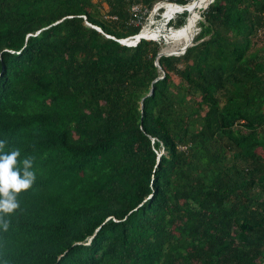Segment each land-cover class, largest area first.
I'll use <instances>...</instances> for the list:
<instances>
[{
    "label": "trees",
    "instance_id": "obj_1",
    "mask_svg": "<svg viewBox=\"0 0 264 264\" xmlns=\"http://www.w3.org/2000/svg\"><path fill=\"white\" fill-rule=\"evenodd\" d=\"M156 1L0 0L2 152L36 176L0 264H264V0H213L160 67L116 40Z\"/></svg>",
    "mask_w": 264,
    "mask_h": 264
},
{
    "label": "clouds",
    "instance_id": "obj_2",
    "mask_svg": "<svg viewBox=\"0 0 264 264\" xmlns=\"http://www.w3.org/2000/svg\"><path fill=\"white\" fill-rule=\"evenodd\" d=\"M161 11H163V8L160 10V12ZM184 11H187V10H184ZM174 18H171L169 20V23L166 27L161 26L162 28H161L160 36L158 40H155V38H151V37H142V39L153 40L156 42H162V41L164 42L165 40L164 36H168V34L170 35L169 28H173L174 30L178 29L170 25V22ZM91 26L101 31L99 27L94 26V25H91ZM195 27H196V24H195ZM141 29L142 28L140 27V31ZM140 31L137 34L131 35L126 38H121V39H116L114 36H111L108 34H106V36L116 39L118 42L125 44V45H135L141 38L136 43H134L132 40L128 41L126 39L130 37L131 38L136 37L140 33ZM123 41L126 43H124ZM4 147H5V142L0 141V213L7 214V213H12L15 209L19 207L16 194L20 193L22 190H27L29 187H31V185L36 179V176L34 172L30 170L32 168L31 158H25L22 161V165H23L22 169L19 167H15V170H14V166L17 165V157L20 155V152L19 150H14V151H11L10 153H3L2 150L4 149ZM3 227L7 229L8 227L7 221H3Z\"/></svg>",
    "mask_w": 264,
    "mask_h": 264
},
{
    "label": "built area",
    "instance_id": "obj_3",
    "mask_svg": "<svg viewBox=\"0 0 264 264\" xmlns=\"http://www.w3.org/2000/svg\"><path fill=\"white\" fill-rule=\"evenodd\" d=\"M193 1V0H191ZM190 1V2H191ZM170 4H178L174 0H159L151 5L150 8L146 7L141 3H133L129 7L130 18L128 19L129 25L140 26L143 29H148L151 32L156 33L155 40L159 39L161 26L166 27L171 18H174L177 13H173L170 16L165 15L166 5ZM181 5V4H179ZM183 8H185L184 5ZM163 8V11L160 10ZM112 18H116L112 16ZM174 30L173 28H169V32ZM152 38V37H151ZM124 42V41H123ZM126 43V42H124Z\"/></svg>",
    "mask_w": 264,
    "mask_h": 264
},
{
    "label": "bare ground",
    "instance_id": "obj_4",
    "mask_svg": "<svg viewBox=\"0 0 264 264\" xmlns=\"http://www.w3.org/2000/svg\"><path fill=\"white\" fill-rule=\"evenodd\" d=\"M208 1L209 0H193V1L189 2L185 6V8H183V6H181L179 4H176V5L175 4L169 5L168 4L165 6L166 7L165 15L167 17L172 15L173 13H180L184 10H187L189 12L187 15V20H186L185 24L178 29L172 30L170 32L171 35H169L167 37V39H170L173 43L170 50L174 51L178 48L179 45L184 46L186 44H189L188 43L189 42V32L192 29V27L194 26V24L196 23V19L199 16L198 15V9L205 7V5L207 4ZM139 34L142 35V37L154 38L156 36L155 32H151L148 29L141 30ZM133 39L134 38L130 37V38H128V41L133 40ZM7 82H9V81H7ZM6 88H8V87L6 86Z\"/></svg>",
    "mask_w": 264,
    "mask_h": 264
},
{
    "label": "water",
    "instance_id": "obj_5",
    "mask_svg": "<svg viewBox=\"0 0 264 264\" xmlns=\"http://www.w3.org/2000/svg\"><path fill=\"white\" fill-rule=\"evenodd\" d=\"M213 0H209L208 2H207V4L205 5V7L210 3V2H212ZM186 6V5H185ZM188 12V11H187ZM189 13V12H188ZM195 29H196V27L194 28V35H195ZM140 38H142V35H140V34H138L136 37H134V39L132 40L134 43H136ZM193 39V38H192ZM126 40H128V39H126ZM131 42V41H130ZM192 42V41H191ZM191 42L189 43V44H186V45H184V46H181V47H179L180 49L179 50H174V51H172V50H167V49H164V50H161L158 54H157V56H156V60H155V64L158 66V67H160L159 66V63H158V61H157V58L160 56V55H173V54H175V55H177V54H181L182 52H184V50L186 49V47L187 46H189L190 44H191ZM150 91H152V89L150 90Z\"/></svg>",
    "mask_w": 264,
    "mask_h": 264
},
{
    "label": "rangeland",
    "instance_id": "obj_6",
    "mask_svg": "<svg viewBox=\"0 0 264 264\" xmlns=\"http://www.w3.org/2000/svg\"><path fill=\"white\" fill-rule=\"evenodd\" d=\"M95 1H97V0H95ZM202 9H203V8H202ZM202 9L199 10L198 14H201ZM105 10H106V6L104 5V6L102 7V11L105 12ZM197 19H199V18L197 17ZM197 19H196V21H197ZM195 24H196V23H195ZM195 24H194V26L192 27V29H191L190 32H189V42H188V43H190V41H191V39H192V37H193V35H194ZM196 26H197V25H196ZM161 28H162V27H161ZM197 30H198V28L195 29V32H197ZM170 35H171V34H170ZM168 36H169V34H168ZM168 36H164V37H165V40H164V42L162 41V50H164V49L170 50V49H171V46H172L173 43H172V41H171L170 39H167ZM155 37H156V36H155ZM169 46H170V47H169ZM179 47H181V45H179L178 48H177L176 50H179V49H180ZM175 48H176V47H175Z\"/></svg>",
    "mask_w": 264,
    "mask_h": 264
}]
</instances>
